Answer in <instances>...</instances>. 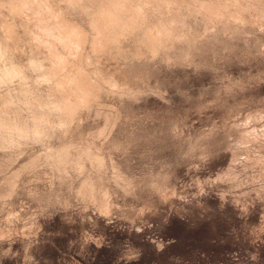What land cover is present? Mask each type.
I'll list each match as a JSON object with an SVG mask.
<instances>
[{
    "label": "clouds",
    "instance_id": "9594fccd",
    "mask_svg": "<svg viewBox=\"0 0 264 264\" xmlns=\"http://www.w3.org/2000/svg\"><path fill=\"white\" fill-rule=\"evenodd\" d=\"M261 88L264 0H0V264L17 242L40 264L33 226L57 214L80 256L111 246L101 220L127 232L114 264H131L148 216L217 185L264 201Z\"/></svg>",
    "mask_w": 264,
    "mask_h": 264
},
{
    "label": "rangeland",
    "instance_id": "374dc122",
    "mask_svg": "<svg viewBox=\"0 0 264 264\" xmlns=\"http://www.w3.org/2000/svg\"><path fill=\"white\" fill-rule=\"evenodd\" d=\"M261 92L264 93V88ZM229 160L230 154H222L207 170L195 175L201 178L215 176L221 168L227 167ZM184 173L185 170L180 169L178 175L189 182L191 177ZM228 187L217 185L208 189L198 202L184 206L185 213L172 212L167 224L161 223L162 215L148 216L154 227L130 237L141 253L139 260L131 261V264H264V201L257 200V195L247 184ZM174 203L179 205L181 202ZM17 211L23 214L21 209ZM100 225L111 246L106 244L97 249L91 244L85 256H80L77 255L79 243L69 247L70 241L79 239V222L68 224L63 214L48 220L42 218L39 225L33 226L41 232L40 244L33 248V255L40 264H72L73 257L77 264H114L120 251L119 244L129 239L128 234L114 231L112 226L105 228L103 220ZM148 235L158 237L161 246L164 243L163 251H157L156 246L145 239ZM4 246L7 247V243ZM13 250H19L22 257L20 242L13 245ZM252 252L259 254L258 261L248 259ZM21 257L6 259L4 264H19Z\"/></svg>",
    "mask_w": 264,
    "mask_h": 264
}]
</instances>
